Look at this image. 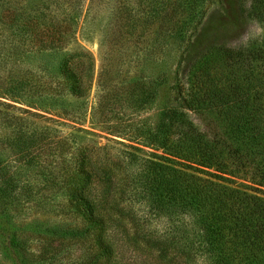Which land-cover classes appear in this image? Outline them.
<instances>
[{"label": "trees", "instance_id": "trees-1", "mask_svg": "<svg viewBox=\"0 0 264 264\" xmlns=\"http://www.w3.org/2000/svg\"><path fill=\"white\" fill-rule=\"evenodd\" d=\"M50 1L0 0V20L14 23L12 31L7 30L12 38L4 42H18L12 50L20 57L36 52L42 57L57 56L58 72L69 95L86 99L94 79V56L68 48L74 40L80 5L75 1L57 9L54 0ZM205 1L139 0L138 13L142 12L145 19V13L162 18V26L171 25V38L189 46L201 26L198 8ZM239 3L242 9L246 5L249 19L264 21V0ZM128 4L121 5L122 14L134 18L138 13ZM178 15L183 20L177 21ZM134 23L121 25L123 38L133 35L138 28ZM123 62L118 66H124ZM167 66L164 63V68ZM27 82H18L11 92L28 89ZM126 84L131 91L120 92L116 103L158 105L157 121L136 129L138 144L155 152L138 171L124 170V178L88 149L73 153L69 160L62 158L56 172L63 177V193L86 226L66 230L54 227L47 245L60 241L85 244L80 264H120L109 235L114 217L104 211L107 205L118 203V192L123 195V183L129 181L132 195L171 224L169 234L154 246L161 257L171 253L172 260L184 264L193 263L199 256L210 264H264V42L239 47L213 44L195 58L183 79L176 68L169 74L160 69L153 77L135 74L123 88ZM108 102L105 100L106 110L112 111L114 104ZM192 114L206 122L211 131L195 123ZM41 132H19L24 142L27 138L31 141L22 144L25 149L20 153L30 163L44 150L33 148L38 142L45 144ZM53 147L57 150L58 145ZM131 156L135 165L139 159L133 153ZM1 162L0 199L5 200L14 175ZM98 185L105 188L103 197L98 194ZM11 242L19 246L16 237Z\"/></svg>", "mask_w": 264, "mask_h": 264}, {"label": "rangeland", "instance_id": "rangeland-1", "mask_svg": "<svg viewBox=\"0 0 264 264\" xmlns=\"http://www.w3.org/2000/svg\"><path fill=\"white\" fill-rule=\"evenodd\" d=\"M75 1L80 13L68 48L90 52L95 59L92 89L83 100L69 95L58 72L57 56L42 57L36 52L20 57L12 50L18 42H4L12 38L7 30L12 31L14 23L0 20V161L14 175L7 199H0V264H80L85 244L60 241L47 245L54 227L66 230L86 226L70 206L63 193V177L56 171L62 166V158L69 160L73 153L88 149L122 178L124 170L138 171L155 152L138 144L141 142L136 129L157 121L158 105L121 106L115 100L120 92L131 91L129 85H123L132 81L135 74L153 77L160 69L169 74L176 68L183 79L195 58L213 44L239 47L248 42H264V21L249 19L246 5L243 10L239 0H206L198 8L202 22L189 46L171 38V25L162 26V18H151L145 13V19L142 12L138 13L142 4L139 0H54L52 4L61 9ZM125 2L138 13L134 18L122 14L121 5ZM145 7L148 9V3ZM183 18L178 15L177 21ZM126 22H135L138 28L132 36L123 38L125 30L121 25ZM121 60L122 67L118 66ZM164 63L168 65L165 68ZM24 79L28 89L11 92V87ZM105 100L114 104L112 111L106 110ZM192 119L203 130L211 131L199 116L192 114ZM22 130L30 134L44 131L40 137L46 140L45 144L38 142L33 146L44 149L35 162L20 155L25 149L22 144L31 143L29 138L24 142L19 136ZM132 153L139 159L135 165L131 164ZM130 184L123 183L126 191L123 195L118 192V203L107 205L108 213L107 209L104 211L114 217L109 223V235L117 260L120 264H184L172 260L171 253L161 257L154 249L157 241L169 234L171 224L134 197ZM96 189L99 196L105 195L103 186ZM13 237L17 238L18 247L10 243ZM191 264L210 263L199 256Z\"/></svg>", "mask_w": 264, "mask_h": 264}]
</instances>
